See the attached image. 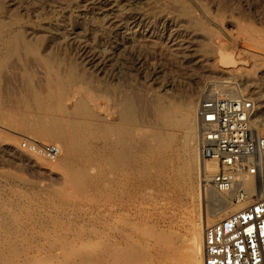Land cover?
<instances>
[{
    "label": "rangeland",
    "instance_id": "rangeland-1",
    "mask_svg": "<svg viewBox=\"0 0 264 264\" xmlns=\"http://www.w3.org/2000/svg\"><path fill=\"white\" fill-rule=\"evenodd\" d=\"M7 1L9 2L5 1L6 3L4 6H9L11 2L10 6L14 8H12V10L10 6L8 7V9L10 8L9 18L5 21L13 22L14 20V22L19 23L20 21L18 20H21L20 27L25 28V30L22 29L23 36L25 39L29 38V40L26 39L27 41L33 39V41H30L33 44L30 54L28 51L26 53V50L21 48L19 52L17 51L18 53H15V55L17 54L16 58L14 55L11 56V59L9 58L6 63V68L5 66L1 67L2 69L0 68V104L3 105L0 107V112H2L0 114V117L2 115L0 118V264H191V260L187 255L186 240L190 237L192 229L197 223L196 221L199 217H202L204 230L207 225H211L218 221L216 217L212 216V213H214L213 215L215 216L216 214L218 215V213L220 214L229 203L225 204L227 201L223 195L220 196L215 191L209 193V190L204 189V182L201 183L198 194L195 191L193 180L190 179L188 172L178 171L179 163H177L175 153H169L168 156H166L167 158H173V163L165 166L166 170L163 179L166 177V181H164V183H158L157 181L160 180V177L158 174L155 175L156 173L153 168L151 169L148 167V169H150L147 170L150 171V176H148L154 178L151 180V178L149 179L148 177L146 179V184L149 183L150 185L147 184L148 187L145 185L146 187L144 186V190H141L143 189V184L140 182L142 177L138 176L139 171L137 172L136 169L138 167L136 165V168L131 164L123 168L119 163L115 162L118 166L113 163L116 160L114 159L111 161L113 159L111 158L110 160L101 159L103 164L106 163V165L103 166L100 159L99 161L101 163L92 161L93 159L86 157H89V148L85 143L89 141V143H87L88 145H90V143L93 144L94 140L92 139L99 136L98 134L87 133V135L83 133L84 136H82L85 143L84 145L81 144L79 148L81 151H76L79 155L75 158H70L67 165L61 163L64 160L66 161L64 147L61 150L59 159L55 162H49L42 157L23 151L20 145L24 140L34 141V139V142L37 140V143L52 144L53 142L41 140L38 137V134L42 131L39 125L42 123L41 121H45V118L48 117L47 115L56 117L61 116V113H58L60 111L57 112V109H60L61 105L66 104V102L69 103V101L73 100L75 97L79 98L82 96V99L85 98V100H83L87 104V107H93L95 99L101 100L103 99L102 96H105L102 94H105L104 92H106V90L103 91L101 88L105 89L107 85L109 86V82L111 88L112 85L114 88L121 87L129 95L133 94V96L136 95L138 98H143V100H149L147 96L149 94H147V92L150 93L149 97L151 98L155 93H161L165 84H171L170 87L173 89L185 87L189 84L192 87L200 85H205L206 88L210 89L215 87L218 85L217 83L223 81L220 80L222 78L220 76L205 77L207 66L211 67L214 65L218 66V68L220 67V69H225V67L235 68L234 70L238 74H247L252 79L251 87L245 88L243 85L239 84L240 86L238 85L239 87L237 86L234 91H236V93L239 91L242 95L251 97H261V94L263 95L261 97L263 99L262 101L257 100V102H255L256 110L261 115V122L258 126L260 129H263L264 0H153L154 3L152 7L155 8L152 10H150V8V11L143 8L144 11L140 13L143 15V17H141L142 19H144V15L146 16L148 14L147 16L150 17L149 19L156 24H151L153 28L151 33L154 36L147 38L148 35H151L145 34L146 22L140 23L136 21V18L134 19L135 21L132 22L133 20L131 19L133 24L131 28L136 30L134 33L135 38L133 37L135 40L133 39L132 41L136 43L131 42L130 38L127 39L128 36L126 34H120L121 32H119L116 27L114 28L113 23H110V25L108 22L103 21L105 25L102 24L100 18L103 12L99 10V5L97 6V1L100 0ZM182 4H185L184 6L192 12L184 15L183 20L184 22L186 21L185 23L188 22L186 24L189 28L188 30L193 31L198 37L197 45L210 46L214 49V57H199L203 63L198 60V57V61L193 60L194 62H188V60L176 57L170 49L163 45L162 40L158 36L160 33L159 31L162 29L160 26L162 19L159 15L167 10L174 9V7L178 10H182ZM38 8L41 10H38ZM185 17L187 20L184 19ZM192 18L193 21L191 20ZM198 18L199 21L196 20ZM98 19L100 21H98ZM146 21L149 22L148 20ZM194 27L196 28L195 32L193 30L195 29ZM134 29H132L131 32H134ZM245 34L247 38L252 41V45L255 46L256 44V46H253L254 48L251 49V51L254 52H250L253 56L244 53H242V56L240 55V45H243L245 41L247 42ZM120 38H123L122 43L124 44L118 43L121 40ZM113 41L115 42L113 43ZM242 41L244 42L242 43ZM30 42L28 43L30 44ZM115 43L118 44L116 45ZM35 46L36 48H34V51L33 47ZM119 46L121 48H118ZM22 50L28 55L24 56L25 54L24 52L22 53ZM131 52H140L142 55L139 53L138 55H134V53ZM18 54L20 56H18ZM30 55H34V57ZM40 56H42V58L44 57L43 60L39 58ZM218 56L223 57L222 61H214V58ZM249 57H251L250 60L248 59ZM45 59L48 60L47 64L44 62ZM136 59H138V63H133L132 61ZM37 60L40 62L37 63ZM49 60L53 65H48L51 63ZM139 60L143 62L140 63ZM71 66L76 68V71ZM49 67H51L50 72ZM52 69H54V71ZM70 70L72 72L74 71V73L77 72L75 74L77 77L75 78L76 81L74 80L75 82L69 80V76L74 75V73L71 74L72 72H70ZM118 70L120 72H118ZM24 73H28L26 76H29L25 78ZM50 73H52L51 75L54 78V83H52V79H50L52 82L46 80L47 76L48 79L49 76H51ZM66 73L68 74L66 75ZM59 74H61V76ZM114 74L122 79L119 77L116 79L117 77H114ZM55 75L58 79H66L70 83L72 82V84L66 81L64 82V80H62L64 83L56 84L58 79ZM111 77L114 78L111 79ZM30 78L31 80H29ZM79 78L81 80H79ZM26 79L29 80L28 82H32V85L30 83L29 86ZM110 80L115 81V83L118 82L119 84H114ZM67 84H70L69 87ZM27 85L28 87H26ZM52 86L56 87L53 88ZM57 86L59 88H57ZM77 87L78 90L76 89ZM94 87H96L95 90L92 89ZM26 88H28V90L33 89L35 91L34 93H37V90L40 91L37 93L38 95L40 94L39 97H41L40 99L43 101L42 107H39L40 109L34 106V104L32 105V98L29 99L30 93H27L28 95L26 94L28 91ZM67 88L71 90L69 89V91ZM76 90L78 93L80 92L77 95L74 93ZM48 91L49 95H51V93L53 94L50 96L51 98L47 94ZM55 91L59 94L64 91L62 93L66 94L67 92V94H61L62 98L57 94V96L61 98L57 100V92ZM98 93H101V95ZM213 93H216L215 89L203 93L200 100L203 96ZM98 95L100 96L99 98ZM70 97L73 98L71 99ZM44 98L47 100L45 101ZM48 99L53 103L51 102L50 104ZM62 99L63 101L65 100L64 103ZM27 100H30V104L34 108L32 106L30 107ZM142 102L144 101H141V103ZM18 103L20 106L17 105ZM23 106L25 108H22ZM28 106L30 111L26 110ZM101 106L102 109L99 110L98 113L102 117L105 115V112L103 113L105 106L102 103ZM46 107L51 109L48 108V110H50L49 113L48 110H44ZM38 109L40 111H38ZM51 111H53V113H51ZM38 114H40V117ZM43 114L46 115V117H43ZM41 117L43 118L39 120V123L37 120ZM28 123H30V126H28ZM34 123H38V125ZM137 128L138 127H134L132 133H135L133 134L134 140L138 141L143 132L140 130L137 131ZM24 131L25 134H23ZM36 132H38V134ZM26 133H28V135ZM10 137H12V139ZM137 141L136 143L130 144V146L133 145L128 150H125V154L128 155L129 158L132 156V159L136 156V158H138L141 155L147 158L150 157L151 160L150 158L148 159L150 161L149 163L153 164L152 158L154 155L151 152L149 153L146 149L144 150L148 154H144L145 151L139 148L141 145L138 144ZM130 150H132L133 153L135 151V154L131 153ZM195 150L197 153V139ZM138 152H142V154H138ZM84 154H86V156ZM78 156H80V158ZM84 157L89 161H86ZM107 161L112 162L110 167L109 165L111 163L109 162L110 164L108 163V165ZM97 162L101 165H98ZM200 162L202 164L204 163L201 160ZM89 165L92 166L89 167ZM113 165H116V168H114L115 170L111 168ZM101 166L103 168H100ZM64 167H66V169ZM84 167L85 170L88 171L92 170L89 169L91 167H93L94 170L91 172H84ZM105 167L108 168L105 169ZM129 168L132 171L129 170ZM119 170L121 172H119ZM115 171H117V173H115ZM123 171L125 176H123ZM109 172H111V174ZM133 172L135 173L134 175H132ZM114 173L117 175V179L121 176V179H118L119 181L116 179ZM168 173L171 176L168 175ZM91 175H96L97 177H92ZM107 175H112L111 178L116 179H111L113 181L109 179L111 182L109 181L110 183H107V185L109 184L108 186L106 185V181H108L107 179L110 177ZM87 176H91L92 180L90 181L91 178L89 179ZM102 176L104 179L101 178ZM125 177L128 178L125 179ZM70 178L73 179L70 180ZM79 178L82 179L80 180ZM129 179L133 180V183H131ZM154 179L155 181H153ZM103 180L107 186L104 187L105 189L103 188ZM148 180L151 183L153 182L152 185H155V183H157V185L152 186ZM95 181H97V184ZM75 182L76 184H74ZM114 183L120 186H113ZM123 183L124 185L127 184V186L124 187V185H122L121 187ZM92 184H94V187ZM102 184L103 186H100ZM134 184L136 188L139 185V189L137 188L138 190L136 189L134 191ZM98 185L99 188L97 187ZM208 185L210 184L208 183ZM149 186L151 188H149ZM120 187V191L124 188L126 192L124 190L119 192L118 188L120 189ZM97 188L98 190H96ZM112 190H116L117 193L115 191V193L112 192ZM129 190L132 192L134 191L133 193L131 192V196L133 197L130 196ZM110 191L113 193L112 195ZM123 192L125 193L122 197L121 194H123ZM135 193L136 195H133ZM120 195L121 199L119 200L117 197L119 196L118 198H120ZM128 196H130L132 200H130ZM122 198L125 200L123 201ZM229 205L235 206L236 203L233 202ZM168 239L173 242L172 245L171 241H168ZM121 255L124 256V258ZM130 258L132 259L130 260ZM135 260L136 262H134Z\"/></svg>",
    "mask_w": 264,
    "mask_h": 264
},
{
    "label": "bare ground",
    "instance_id": "bare-ground-1",
    "mask_svg": "<svg viewBox=\"0 0 264 264\" xmlns=\"http://www.w3.org/2000/svg\"><path fill=\"white\" fill-rule=\"evenodd\" d=\"M9 2L7 0H0V68L1 67H4L6 68V63L7 61L9 60V58L11 59L12 57L11 56H17V54L15 55V53H18L19 50L22 48L23 50H26V53L27 51L29 52L30 54V50H31V46H32V42H30L31 40L33 41V39H31L30 41H27L26 39L29 40V38H24L23 36V31L22 29L25 30V28H21L20 26V23H21V20H18L20 21L19 23L18 22H6L8 20V16H9V12H10V8H14L12 6H10V3H9V6L10 8L8 9V5L7 6H4V4L6 2ZM13 1V0H11ZM18 1V0H17ZM33 1V0H31ZM38 1V0H37ZM36 1V2H37ZM123 1V2H122ZM175 1V0H174ZM177 1H184V0H177ZM19 2V1H18ZM22 2V1H21ZM30 2V1H29ZM35 2V0H34ZM33 2V3H34ZM86 2V1H85ZM14 3V2H13ZM40 3V2H38ZM153 0H120V1H116V0H100V1H97V6L99 5V10H102L101 12H103L101 16V21H102V24L105 25L103 23L104 22H108L109 24L110 23H113L114 24V28L116 27V29L121 32L120 34H126L125 36L127 37V39L130 38V41L131 42H135V41H132L135 37H134V33L136 32V30L134 28H131V25L132 22H134L135 18H136V21H139L140 23L141 22H146V32L145 34H150L151 36H147V38H151L152 36H154L151 32H152V27H151V24H155L154 22H152L148 17L144 15V19H142L141 17H143V15L140 13L141 11H144L143 8L145 9H154L152 6H153ZM19 4V3H17ZM35 4V3H34ZM13 5V4H12ZM155 5V4H154ZM185 5V4H184ZM183 6V8H181L182 10H178L174 7V9H171V10H167L166 12L160 14L159 16L161 17L162 19V23H161V30L159 31V38L162 40L163 42V45L166 46V48L170 49L172 51V53H174V55L178 58H182L183 60H188V62H191V61H196L197 60V57H202V56H206L209 57V56H213L215 55V52H213L214 49H212L210 46L209 47H206V46H200V45H197V36L196 34L193 33V31H190L188 30V26H186V24L188 23H185L184 20H183V17L184 15L186 14H189V13H192L190 12V10L188 8H186L185 6ZM24 6V5H23ZM26 6V5H25ZM110 6V7H108ZM181 6V5H179ZM94 7V6H93ZM31 8V7H29ZM40 8V7H39ZM38 10H41L39 9ZM157 8V7H156ZM178 8V7H177ZM34 9V8H33ZM76 9V8H75ZM13 10V9H12ZM11 10V11H12ZM36 10V9H35ZM147 10V12H148ZM149 10V11H150ZM23 11V10H22ZM28 12V11H27ZM26 12V14H27ZM88 12V11H87ZM100 12V13H101ZM146 12V11H145ZM162 12V11H160ZM24 13V12H23ZM36 13V12H35ZM79 13V12H78ZM144 13V12H143ZM150 13V12H149ZM155 13V12H154ZM14 14V13H13ZM34 14V12H33ZM27 16V15H26ZM155 16V14H154ZM157 16V15H156ZM188 16V15H187ZM153 17V16H151ZM158 17V16H157ZM156 17V18H157ZM159 17V18H160ZM7 18V19H6ZM25 18V17H23ZM154 18V17H153ZM197 18V17H196ZM131 19L133 20L131 22ZM185 20L186 17L184 18ZM6 20V21H5ZM146 20H148L149 22H147ZM155 20V19H154ZM193 21V18L191 19ZM190 20V21H191ZM199 21V18L196 19ZM195 20V22H196ZM98 21H100L98 19ZM157 21V20H156ZM160 21V20H159ZM189 21V23H190ZM158 22V21H157ZM202 22V21H201ZM201 22H198V23H201ZM101 23V22H100ZM136 23V22H135ZM139 23V24H140ZM160 23V22H159ZM196 23V24H198ZM111 25V24H110ZM156 25V24H155ZM191 25V24H189ZM25 26V25H24ZM144 26V25H143ZM133 27V26H132ZM142 27V26H141ZM27 28V27H26ZM136 28V27H135ZM195 28V27H194ZM114 29V30H116ZM134 29V32L131 30ZM27 30V29H26ZM194 32L196 30L193 29ZM110 31V30H109ZM116 31V32H118ZM139 32V31H138ZM137 32V33H138ZM26 34V33H25ZM111 34V33H110ZM244 34V33H243ZM198 35V34H197ZM239 35V34H238ZM112 36V35H111ZM140 36V35H139ZM240 36V35H239ZM243 36V35H242ZM26 37V36H25ZM134 37V38H133ZM146 37V36H145ZM245 37H246V40L247 42L245 41V43H243L244 41H242L243 45H240V51H241V56H242V53L244 54H247V55H251L253 56L250 52H254V51H251L252 48H254L256 46L255 43V46L252 45V41L249 40L245 34ZM121 39V38H120ZM140 39V38H139ZM118 40V39H117ZM122 40L123 38L120 40V42L118 43H121V44H124L122 43ZM135 40V39H134ZM27 41V42H26ZM150 41V39H149ZM30 42V44L28 43ZM115 41H113L114 43ZM117 43V44H118ZM127 43V42H126ZM136 43V42H135ZM135 43H132V44H135ZM116 44V43H115ZM116 44V45H117ZM129 44V43H127ZM36 45V44H35ZM120 45V44H119ZM34 46V45H33ZM121 46V45H120ZM118 47V48H121V47ZM124 46V45H123ZM133 46V45H131ZM145 46V45H144ZM147 46V45H146ZM235 46V44H234ZM254 46V47H253ZM126 47V46H125ZM134 47V46H133ZM139 47V46H138ZM199 47V48H198ZM35 47H33V50L35 51ZM123 48V47H122ZM113 49V48H112ZM22 50V53L24 52V56L28 55L25 53V51ZM32 50V52H33ZM111 50V49H110ZM136 50H137V47H136ZM18 51V52H17ZM109 51V50H108ZM115 51V50H114ZM113 51V52H114ZM120 51V50H119ZM148 51V50H147ZM38 52V51H37ZM116 52V51H115ZM21 53V52H20ZM19 53V54H20ZM21 53V54H22ZM36 53V52H35ZM34 53V55H35ZM108 53V52H106ZM131 53H134V52H131ZM139 54H141L140 52H138ZM138 53H134L138 55ZM148 53V52H147ZM240 53V52H239ZM18 54V56H20ZM32 54V53H31ZM110 54V53H109ZM108 54V56H109ZM118 54V53H117ZM34 55H30L31 57H34ZM41 55V54H40ZM121 55V54H120ZM132 55V54H131ZM129 55V56H131ZM136 55V56H137ZM142 55V54H141ZM23 56V55H22ZM23 56V57H24ZM123 56V55H122ZM128 56V57H129ZM243 56H246V55H243ZM110 57V56H109ZM135 57V56H134ZM240 57V56H239ZM256 57V56H255ZM25 58V57H24ZM36 58V56H35ZM38 58V56H37ZM39 58H42V56H40ZM205 58V57H203ZM251 57H249L248 59L250 60ZM18 59V57H17ZM32 59V58H31ZM34 59V58H33ZM119 59V58H118ZM130 59V58H129ZM134 59V58H133ZM140 59V58H139ZM223 57L222 56H218V57H215L214 58V61H222ZM245 59V57H244ZM138 59L132 61L133 63H136ZM198 60H201V58H199ZM197 60V61H198ZM254 60V59H253ZM36 61V59H35ZM48 60L45 59V63L47 64ZM50 61V60H49ZM112 61V60H111ZM193 61V62H194ZM199 61V62H200ZM204 61V60H203ZM206 61V59H205ZM40 61L37 60V63H39ZM43 62V61H42ZM51 62V61H50ZM140 63H142L143 61H140ZM44 63V64H45ZM138 63V62H137ZM139 63V64H140ZM203 63V62H202ZM201 63V64H202ZM52 62L48 65H51ZM195 64V63H193ZM206 64V63H205ZM218 64V63H216ZM262 64V63H261ZM46 65V66H48ZM53 65V64H52ZM115 65V64H114ZM121 65V64H120ZM8 66V65H7ZM45 66V67H46ZM206 66V65H204ZM211 66V65H210ZM263 66V64H262ZM53 67V66H52ZM73 67V66H71ZM115 67V66H114ZM121 67V66H120ZM48 68V67H46ZM51 67H49V72L51 71L50 69ZM2 69V68H1ZM4 69V68H3ZM70 69V68H69ZM72 69V68H71ZM73 69L76 71V68L73 67ZM72 69V70H73ZM235 68H226L225 69H220V67L218 68V66L214 65V66H207L206 70H205V77L206 78H210L208 76H220L222 79L220 80H223L222 82H219L217 83L218 85H216L215 87L211 88L212 90H216V94L218 95H226V96H235V95H242L241 93H239V91L236 93V91H234L236 89V87L241 84L243 85L245 88H249L252 86V79L247 75V74H238L235 70ZM260 69V68H259ZM54 71V69H52ZM121 70V69H120ZM58 71V70H57ZM261 71V70H260ZM47 72H48V69H47ZM48 72V74H49ZM70 72H72L70 70ZM118 72H120L118 70ZM262 72V71H261ZM3 73V72H2ZM74 71L71 73L73 74ZM77 73V72H76ZM74 73V75L76 74ZM25 74V73H24ZM28 74V73H26ZM25 74V78L28 77L26 76ZM52 73H50L51 75ZM54 74V73H53ZM62 74V73H61ZM61 74H59L61 76ZM68 73H66L67 75ZM66 75L64 74L65 78H66ZM71 75L69 76L70 77V81L71 80H75L76 75ZM78 75V74H77ZM118 75V74H117ZM114 77L116 76V74L113 75ZM52 75L49 76V79H48V76H47V79L46 80H50V79H54ZM56 77V75H55ZM59 77V76H58ZM68 77V76H67ZM80 77V76H78ZM113 77V78H114ZM118 79L119 76H116ZM24 78V79H25ZM57 78V77H56ZM111 77V79H113ZM121 78V77H119ZM58 79V78H57ZM115 79V80H116ZM122 79V78H121ZM27 80V79H26ZM31 80V78L29 79ZM29 80H27V83H29L28 85L30 86V83L32 85V82H28ZM64 80V79H62ZM61 79H58L57 83L56 84H62L64 83L65 81L70 83L68 80H64V82L62 81ZM79 80H81L79 78ZM120 80V79H119ZM51 81V80H50ZM49 81V82H50ZM76 81V80H75ZM74 81V82H75ZM101 81V80H100ZM112 81V80H110ZM49 82H48V85H49ZM52 82V81H51ZM55 82H56V79H55ZM99 82V81H97ZM96 82V84H97ZM114 84L118 83L115 81H112ZM111 82V83H112ZM54 83V80L53 82ZM80 83V82H79ZM89 83V81H88ZM1 84V83H0ZM51 84V83H50ZM72 84V82L70 83ZM69 84V85H70ZM91 84V83H90ZM95 84V83H94ZM92 84V85H94ZM101 84V83H100ZM119 84V83H118ZM28 85L26 87H28ZM68 85V84H67ZM68 85V87H69ZM78 85V84H77ZM98 85V84H97ZM107 85V84H106ZM173 85V84H172ZM73 86V85H72ZM99 86V85H98ZM97 86V87H98ZM117 86V85H116ZM171 84H168L162 88V92L161 93H155V95L151 96V98L149 97L150 93L147 92V95L149 100H143V98H141L140 95L138 98L136 95L133 96L132 95H129L128 93L125 92V90H123L121 87L120 88H117V87H113L112 85V88L110 86V82H109V86L107 85L104 88H101V85H100V88L104 91L106 90V92H104L105 94H102V95H105V96H102L103 99L101 100H97L95 99V102H94V106L93 107H87V104L84 102L85 98H73V100H70L69 103L66 102V104H63L61 105L60 109H57V112L58 113H61V116L59 117H56V116H52V115H47L48 117L45 118V121H41L42 123H40L39 120H41L44 116L46 117V115L43 114V117L39 118L37 121L40 123V128H41V133L38 134V132H36L38 134V137L39 139L41 140H48L50 142H53L52 144L57 146L59 151H60V155H61V150L63 149V147L65 148V155H66V161L64 162H60L63 163L64 165H67L68 163V160L70 158H75L77 155L78 152L76 151H81L79 148L82 145H84L85 143V140L83 138V133H95V134H98L99 136L95 137L94 139V142L93 144L90 143V145H88L87 143H89L88 139H87V143L86 146H88L89 148V157L86 156V154H84L87 158H91L93 159L92 161H98L99 163L102 162V160L104 159H107V160H110L111 158H113L111 161H113L114 159L116 161H114L113 163L117 162L119 163V165L121 167H125V166H128V165H136L138 168L136 169L137 172L139 173L138 176H141V181L142 182V186H143V189L141 190H144V188L146 187L145 185L149 184L147 183L146 184V179L150 176L149 172L150 171H147V170H150L148 169V167H150L151 169L153 168L154 172L156 173L155 175L158 174V176L160 177V180L156 181L158 183H164V181H166V177L165 179H163L164 175H165V166L167 164H170V163H173V158H167L166 156H168L169 153H175L176 155V160H177V163H179V166H178V171L179 172H183V171H187L188 172V175L190 176V179L193 180V183H194V187H195V191L199 194V189H200V185L202 182H204V185L203 187H205L204 189H207L209 190V193L210 192H214V190L211 188L210 185H208V183L210 182V179L211 177L216 173L217 171V164L216 162L214 161H206L204 162L203 164L200 162V159L198 157V149H197V153H196V150H195V143H196V139H197V144H198V137H199V127H198V120H197V116H196V111H197V107H198V104L200 102V98L202 96L203 93L207 92V91H210L211 89L210 88H206L205 85L203 86H196V87H192L190 84L189 85H186L185 87H178L177 89H173L170 87ZM240 86V85H239ZM238 86V87H239ZM53 88H55L54 86H52ZM61 87V86H60ZM104 87V86H102ZM1 88V87H0ZM30 88V87H29ZM47 88V87H46ZM52 88V89H53ZM57 88H59L57 86ZM56 88V89H57ZM62 88V87H61ZM96 87L92 88L95 90ZM99 88V87H98ZM127 88V87H126ZM130 88V87H128ZM63 89V88H62ZM61 89V90H62ZM68 89V88H67ZM70 89V88H69ZM68 89V90H69ZM78 90V87L76 88ZM101 89H98V90H101ZM113 89V90H112ZM26 90H28V88H26ZM33 90V89H32ZM28 90L26 92L27 93H30L29 95V99L32 98V105L34 104V106H37L38 108L41 106L42 107V102L41 101V97H39V95L37 94L38 92H40L39 90H37L36 92L37 93H34L35 91L33 90ZM47 90V89H46ZM55 90V89H54ZM64 90V89H63ZM71 90V89H70ZM69 90V91H70ZM73 90V89H72ZM74 92L77 94H79L78 92ZM112 93H111V91ZM129 90V89H128ZM131 90V89H130ZM1 91V89H0ZM50 91V89H49ZM49 91L47 92V94L49 93ZM66 91V90H65ZM57 92V91H55ZM60 92V91H59ZM64 92V91H62ZM61 92V94H63ZM130 92V91H129ZM133 92V91H132ZM150 92V91H149ZM1 93V92H0ZM51 93V92H50ZM46 94V95H47ZM57 94H59L58 92L56 93V96ZM61 94H59L58 96H61ZM67 94V92H66ZM66 94H63V95H66ZM99 94V93H98ZM146 94V93H145ZM144 94V95H145ZM257 94V93H256ZM1 95V94H0ZM28 95V94H27ZM49 95V94H48ZM51 95H53L51 93ZM49 95V97L51 96ZM73 95V94H72ZM75 95V94H74ZM101 95V93L99 94ZM98 95V98L100 97ZM26 96V95H24ZM45 96V95H44ZM57 96V100H59ZM79 96V95H78ZM258 96H259V92H258ZM263 95L261 94V97ZM28 97V96H27ZM48 97V96H46ZM53 97V96H52ZM253 104H254V114L251 118V125L254 129L256 130H261L264 132V128L263 129H260L258 124L261 122L260 120V114L259 112H257L256 110V106H255V102L258 101H262L263 99L261 97H251V96H248ZM1 98V96H0ZM25 98V97H24ZM23 98V99H24ZM51 98V97H50ZM56 98V97H55ZM62 98V96H61ZM60 98V99H61ZM71 98V97H70ZM71 98V99H72ZM97 98V97H96ZM20 99V98H18ZM26 99V98H25ZM45 101L47 100L46 98H44ZM53 99V98H52ZM51 99V100H52ZM145 99V98H144ZM22 100V98H21ZM49 100V99H48ZM69 100V99H68ZM92 100V99H91ZM90 100V101H91ZM20 101V100H19ZM18 101V102H19ZM26 101V100H25ZM50 101V100H49ZM48 101V102H49ZM65 101V100H64ZM63 99H62V102L64 103ZM141 101H144L141 103ZM23 102V101H22ZM27 102L30 104V100ZM26 102V103H27ZM52 101H50L49 103L51 104ZM92 102V101H91ZM1 103V102H0ZM47 103V102H45ZM45 103H44V106H45ZM53 103V102H52ZM101 103L104 104L105 108L103 110V113L105 112V115L101 117V115L98 113L99 110H101L102 106H101ZM260 103V102H259ZM21 104V103H20ZM23 104V103H22ZM28 104V105H29ZM57 104V103H56ZM62 104V103H61ZM264 104V103H263ZM19 105V103L17 104ZM27 105V104H26ZM25 105V106H26ZM30 104V107L32 106ZM48 105V104H47ZM46 105V106H47ZM3 105L0 104V107H2ZM20 106V105H19ZM54 106V105H53ZM60 106V104H59ZM71 106V107H70ZM33 107V106H32ZM40 107V108H41ZM51 107V106H49ZM48 107V108H49ZM55 107H58V106H55ZM264 107V106H263ZM22 108H25L24 106ZM28 109L26 110H29V106L27 107ZM34 108V107H33ZM39 108V109H40ZM48 108L46 107L44 110H48ZM38 109V111H40ZM50 109V108H49ZM51 109H53L51 107ZM50 109V110H51ZM2 110V109H1ZM32 110V109H31ZM48 110V113L49 111ZM4 111V110H3ZM37 111V110H36ZM2 112H0L1 114ZM51 113H53V111H51ZM42 114V113H41ZM38 116L40 117V114H38ZM42 116V115H41ZM2 117V115H1ZM0 117V118H1ZM115 118V119H114ZM36 123V122H35ZM34 123V124H35ZM196 123H197V127H196ZM30 123H28V126ZM264 125V120H263V123ZM32 125V124H31ZM35 125H38L35 124ZM35 127V126H34ZM37 127V126H36ZM137 128V131L140 130L143 132V134L141 133V138L137 141V140H134V137H133V134L135 133H132L133 131V128ZM38 128V129H40ZM25 130V129H23ZM22 130V131H23ZM28 130V129H27ZM33 130V129H32ZM21 131V132H22ZM135 131V130H134ZM28 132V131H27ZM33 132V131H32ZM40 132V130H39ZM136 132V131H135ZM30 133V131H29ZM25 134V131L24 133ZM22 134V135H23ZM28 135V133H26ZM85 134V136H86ZM196 134H197V137H196ZM33 135V134H32ZM83 135V136H82ZM88 135V134H87ZM92 135V134H91ZM94 135V134H93ZM10 136V135H9ZM25 136V135H24ZM30 136V135H29ZM90 136V135H89ZM138 137V136H137ZM12 139V137H10ZM14 138V137H13ZM88 138V137H87ZM92 138V137H91ZM139 138V137H138ZM34 139V137H33ZM86 139V138H85ZM136 139V138H135ZM9 140V139H8ZM35 141V139H34ZM137 143L141 145V147H139L141 150H144L146 149L147 151H149V153L151 152L154 157L152 158V162L153 164L149 163L150 161L148 160L149 158L147 157H144V156H139L138 154H142V152H138V158H136L133 154H135V151L133 153L132 150L131 153H133L132 155L135 157L132 159V156L129 158L128 155L125 154V150H128L131 146L130 144L131 143ZM37 142V140H36ZM92 142V141H91ZM92 144V145H91ZM137 145V144H136ZM85 146V147H86ZM198 146V145H197ZM83 147V146H82ZM136 148H138L137 146H135ZM84 148V147H83ZM79 149V150H77ZM134 149V148H133ZM83 150V149H82ZM87 150V149H85ZM139 150V149H138ZM145 151V150H144ZM83 152V151H82ZM146 152V151H145ZM144 154H148L147 152ZM85 153V152H84ZM82 154V153H81ZM129 154V152H128ZM59 155V156H60ZM83 155V156H84ZM130 155V154H129ZM174 155V156H175ZM149 156V155H148ZM171 156V155H170ZM80 158V156H78ZM86 157H84L86 159ZM156 157V158H155ZM83 158V157H82ZM59 159V158H58ZM57 159V160H58ZM95 159V160H94ZM98 159V160H96ZM100 159V161H99ZM102 159V160H101ZM56 160V161H57ZM74 160V159H73ZM88 159H86L87 161ZM151 160V158H150ZM89 161V160H88ZM91 161V162H92ZM106 161V160H105ZM59 162V163H60ZM97 162V163H98ZM110 162V161H109ZM107 161V164L109 163ZM98 165H101L99 164ZM111 163V164H110ZM108 165L109 167L112 165V162H110ZM117 163H115L117 165ZM92 164V163H91ZM94 164V163H93ZM96 164V163H95ZM176 164V163H175ZM63 165V166H64ZM102 165H106L103 164L102 162ZM115 165V166H116ZM57 166V165H56ZM60 166V164H59ZM71 166V165H70ZM92 166V165H89V167ZM95 166V165H94ZM114 165L111 167V168H116ZM118 166V165H117ZM133 166V167H134ZM135 166V168H136ZM47 167V166H46ZM68 167V166H67ZM96 167V166H95ZM132 167V168H133ZM61 168V167H59ZM66 169V167H64ZM69 168V167H68ZM100 168H103L102 166ZM108 168V167H105V169ZM118 168V167H117ZM122 168V169H123ZM128 168V167H127ZM88 169V167H87ZM89 169H92L94 170L93 167L89 168ZM98 169V168H96ZM104 169V170H105ZM110 169V168H109ZM121 169V168H120ZM46 170V169H45ZM84 170H85V167H84ZM83 170V171H84ZM92 170L88 171V170H85L84 172H91ZM111 170V169H110ZM115 170V169H114ZM125 170V169H124ZM129 170H131L129 168ZM135 170V171H136ZM170 170V169H169ZM67 171V170H66ZM97 171V170H96ZM95 171V172H96ZM107 171V170H106ZM109 171V170H108ZM118 171V169H117ZM117 171H115V173H117ZM132 171V170H131ZM134 171V172H135ZM112 172V171H111ZM111 172H109L111 174ZM119 172H121L119 170ZM133 172L132 175H134L135 173ZM136 172V173H137ZM77 173H78V170H77ZM76 173V174H77ZM93 173V172H92ZM114 173V175H115ZM124 173V171H123ZM129 173V172H128ZM171 173V171H170ZM186 173V172H185ZM184 173V174H185ZM67 174H68V171H67ZM73 174V173H72ZM71 174V175H72ZM83 174V173H82ZM95 174V173H94ZM100 174V173H99ZM122 174V173H121ZM120 174V175H121ZM88 175V174H87ZM90 175V174H89ZM113 175V174H112ZM112 175H107L109 176L110 178H108L106 181V185L107 183L113 179L111 178ZM128 175V174H127ZM149 175V176H148ZM152 175V174H151ZM167 175V173H166ZM168 175H170L168 173ZM187 175V176H188ZM79 176V175H78ZM92 176V175H91ZM91 176H87L89 177V179L91 178ZM95 177L97 176L96 175H93ZM92 176V177H93ZM116 176V179H117V175ZM114 176V177H115ZM125 176V173L124 175ZM122 176V178H123ZM130 176V175H129ZM171 176V175H170ZM175 176V175H174ZM173 176V177H174ZM86 177V176H84ZM94 177V178H95ZM105 177V176H104ZM185 177V176H184ZM103 178V176L101 177ZM128 178V177H125V179ZM135 178V177H134ZM138 178V177H137ZM151 177H149L150 179ZM154 178V177H152ZM151 178V180H152ZM172 178V177H171ZM181 178V177H180ZM73 179V178H70V180ZM80 179V178H79ZM82 179V178H81ZM80 179V180H81ZM88 179V178H87ZM88 179V180H89ZM104 179V178H103ZM106 179V177H105ZM110 179V180H109ZM116 179H113V180H116ZM118 179H121V176L118 178ZM117 179V180H118ZM124 179V178H123ZM132 179V178H131ZM136 179V178H135ZM134 179V180H135ZM173 179V178H172ZM179 179V178H177ZM187 179V178H186ZM79 180V181H80ZM92 180V178L90 179V181ZM97 180V179H96ZM111 180V181H113ZM189 180V179H187ZM110 181V182H111ZM119 181V180H118ZM117 181V182H118ZM126 181V180H124ZM131 183H133L132 181L133 180H130ZM149 181V180H148ZM155 181V179L153 180ZM171 181V180H170ZM175 181V180H174ZM180 181V180H179ZM74 182V181H73ZM93 182V181H92ZM97 181H95L96 183ZM98 182H101V181H98ZM109 182V183H110ZM116 182V183H117ZM122 182V181H121ZM128 182V180H127ZM150 182V181H149ZM188 182V181H187ZM94 183V184H95ZM102 183V182H101ZM103 183H104V186L103 184L100 185V186H103V188L106 186L105 185V182L103 180ZM114 183L113 186H120L119 184H116ZM130 184V182H128ZM138 183V184H139ZM151 183V182H150ZM153 183V182H152ZM151 183V185H152ZM166 183V182H165ZM176 183V182H175ZM76 184V182L74 183ZM94 184L93 187H94ZM97 184V183H96ZM137 184V185H138ZM170 184V183H169ZM184 184V182H183ZM182 184V185H183ZM190 184V183H189ZM109 185V184H108ZM107 185V186H108ZM111 185V184H110ZM123 184H121V187H122ZM135 185V184H134ZM133 187L135 188L134 191L138 188L139 189V185L137 186L136 188V185ZM150 185V184H149ZM155 185H157V183H155ZM154 184L152 186H155ZM162 185V184H161ZM174 185V184H173ZM178 185V184H177ZM106 186V187H107ZM127 186V184L124 185V187ZM131 186V185H130ZM145 186V187H144ZM160 186V185H159ZM210 186V187H209ZM99 188V185L97 186ZM121 187L120 189L118 188L119 192H122L120 191L121 190ZM148 187V185H147ZM184 187V186H183ZM189 187V186H188ZM193 187V186H192ZM96 188V186H95ZM98 188L96 190H98ZM112 188V187H111ZM115 188V187H113ZM129 188V187H127ZM149 188H151L149 186ZM155 188V187H154ZM153 188V189H154ZM105 189V188H104ZM107 189V188H106ZM110 189V188H109ZM116 189V188H115ZM133 189V188H131ZM137 189V190H138ZM194 189V188H193ZM244 189H245V195H246V198L241 201V202H238L235 206H231L228 204V206H226L221 212L220 214L218 213V215L216 214L213 215L214 213H212V216L213 217H216L217 220H222L223 218L227 217L228 215H230L231 213H234L236 211H239L243 208H245L247 205H249L253 199V197L257 194V187H256V183L255 181H253V179L250 177L246 180V182L244 183ZM108 190V189H107ZM128 190V189H127ZM109 191V190H108ZM116 192V190H114ZM112 190V192H114ZM126 192V189L124 190ZM133 191V192H134ZM206 191V190H205ZM107 192V191H106ZM111 192V191H110ZM110 193L111 195L113 193ZM114 192V193H115ZM121 194L122 197L124 195V193ZM130 192V196L132 195V191L129 190ZM132 192V193H131ZM139 192V191H137ZM136 192V193H137ZM194 192V191H192ZM195 192V193H196ZM204 192V191H203ZM117 193V192H116ZM133 194V195H136ZM211 193V194H212ZM109 194V192H108ZM107 194V195H108ZM109 194V196H110ZM138 194V193H137ZM194 194V193H193ZM204 194V193H203ZM218 194V193H217ZM116 195V194H115ZM113 195V196H115ZM118 195V194H117ZM121 195H120V198H118L117 196V199H121ZM126 195V194H125ZM220 195V194H219ZM127 196V195H126ZM125 196V197H126ZM128 196V198L130 199L131 197L133 196ZM198 196V195H197ZM221 196V195H220ZM209 198V197H208ZM111 199V198H110ZM123 199V198H122ZM125 199H123L124 201ZM127 200V198H126ZM132 200V199H130ZM129 200V202H130ZM222 200V199H221ZM116 201V200H115ZM210 201V199H209ZM120 202V201H119ZM117 203V202H116ZM127 203V202H126ZM199 203V201H198ZM225 203V202H224ZM123 204V203H122ZM210 204V203H209ZM213 204V203H212ZM227 204V202L225 203ZM224 204V205H225ZM223 205V206H224ZM222 206V207H223ZM123 207V206H122ZM221 207V208H222ZM123 209V208H122ZM121 210V209H120ZM212 210V209H211ZM208 211V210H207ZM200 216V215H199ZM197 223L194 225V228L192 229V232H191V235L190 237L186 240V247H187V251H188V256L191 260V264H202V261H203V255H202V244H203V226H204V222H203V219L202 217H199L198 220L196 221ZM208 222V221H207ZM217 222V221H216ZM205 223H206V219H205ZM121 232V231H120ZM123 234V233H122ZM124 236V235H123ZM126 237V236H125ZM129 239V238H128ZM165 239V238H164ZM166 240V239H165ZM170 239H168L169 241ZM157 241V239H156ZM167 241V243H168ZM171 241V240H170ZM160 242V241H159ZM158 242V243H159ZM164 242V241H163ZM157 243V242H156ZM172 241H171V245H172ZM170 245V244H169ZM167 247V246H166ZM174 247V246H173ZM87 251V249H86ZM120 254V253H119ZM122 256V255H121ZM124 258V256H122ZM126 258V257H125ZM164 258V257H163ZM170 258V257H169ZM127 259V258H126ZM132 258H130L131 260ZM128 260V259H127ZM172 260V259H171ZM129 261V260H128ZM133 261V260H132ZM136 262V260L134 261ZM125 264V263H124Z\"/></svg>",
    "mask_w": 264,
    "mask_h": 264
},
{
    "label": "built area",
    "instance_id": "built-area-1",
    "mask_svg": "<svg viewBox=\"0 0 264 264\" xmlns=\"http://www.w3.org/2000/svg\"><path fill=\"white\" fill-rule=\"evenodd\" d=\"M253 114L254 104L244 95L213 93L198 104V157L217 164L211 188L237 204L246 198L248 178L257 187L249 205L204 228L202 264H264V132L252 127ZM20 146L49 162L60 155L53 144L24 140Z\"/></svg>",
    "mask_w": 264,
    "mask_h": 264
}]
</instances>
